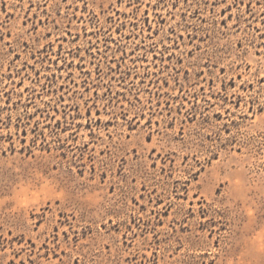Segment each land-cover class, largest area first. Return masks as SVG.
I'll return each mask as SVG.
<instances>
[{
	"label": "rangeland",
	"instance_id": "374dc122",
	"mask_svg": "<svg viewBox=\"0 0 264 264\" xmlns=\"http://www.w3.org/2000/svg\"><path fill=\"white\" fill-rule=\"evenodd\" d=\"M0 264H264V0H0Z\"/></svg>",
	"mask_w": 264,
	"mask_h": 264
}]
</instances>
